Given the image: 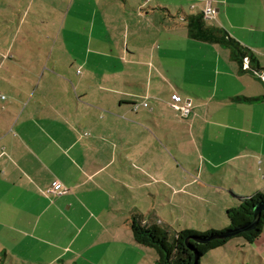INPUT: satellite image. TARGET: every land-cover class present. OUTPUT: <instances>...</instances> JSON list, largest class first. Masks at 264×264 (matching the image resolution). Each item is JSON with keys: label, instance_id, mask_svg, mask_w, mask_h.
<instances>
[{"label": "crops", "instance_id": "crops-1", "mask_svg": "<svg viewBox=\"0 0 264 264\" xmlns=\"http://www.w3.org/2000/svg\"><path fill=\"white\" fill-rule=\"evenodd\" d=\"M209 2L207 23L250 49L253 68L189 36L185 18ZM77 21L89 25L83 60ZM0 91V264H106L134 242L133 214L194 227L157 206H184L176 197L199 181L223 212L264 193V0H0ZM56 181L62 195L47 191ZM217 218L203 226H227ZM248 246L264 263V230Z\"/></svg>", "mask_w": 264, "mask_h": 264}, {"label": "trees", "instance_id": "trees-1", "mask_svg": "<svg viewBox=\"0 0 264 264\" xmlns=\"http://www.w3.org/2000/svg\"><path fill=\"white\" fill-rule=\"evenodd\" d=\"M185 21L191 38L226 47L230 50L231 58L239 64L240 68H243L246 59L249 60L250 67H254L256 59L251 50L233 38L223 27L208 25L204 12L188 15ZM260 203H264V193L262 192L243 197L239 203L232 205L227 211L231 225L222 230L209 228L202 232L190 228L172 230L157 223L151 225L143 224L142 216L133 214L131 219L133 237L138 244L151 247L156 251L155 264H195V257H197V263L201 264L202 258L210 250L224 246L236 236H242L248 243H253L262 235L264 230V210L259 223L249 231L233 237H214L206 242L197 240L198 238L223 233L228 229L251 221L255 207Z\"/></svg>", "mask_w": 264, "mask_h": 264}, {"label": "rangeland", "instance_id": "rangeland-1", "mask_svg": "<svg viewBox=\"0 0 264 264\" xmlns=\"http://www.w3.org/2000/svg\"><path fill=\"white\" fill-rule=\"evenodd\" d=\"M30 24L34 23V19L30 18L28 19ZM5 22V21H4ZM17 23V22H16ZM15 23V24H16ZM2 24V23H1ZM208 25L213 24V21L208 20ZM16 26V25H15ZM34 26V25H32ZM88 25V21H77L76 23V29L78 34L80 35H74L76 39L78 50L74 51L72 50L73 55L79 57L81 60H83V56L85 51L87 50V40L88 37L86 36V27ZM35 27L42 28V25L36 24ZM74 28L75 26L70 23V19H68L65 28ZM99 28L98 24H95V29ZM97 30V29H96ZM98 31V30H97ZM61 44L64 43L63 40L59 42ZM68 44H70L67 41ZM84 50V51H82ZM91 59H95L96 55L94 53L90 54ZM84 69V68H83ZM86 71V68L84 69V72ZM191 168H193L195 165L190 164ZM175 172V179H173V182L177 184L179 182V185H181L186 180H182L183 174L181 173V170L174 169ZM194 173V172H190ZM196 178H199L195 175ZM201 180V179H200ZM199 183L202 184V181H199ZM198 183V185H200ZM198 185H191L190 186V196L188 198H182L181 195L177 196L176 198L178 200H184L186 204L184 206L172 205V207L169 205V202H167L166 197L163 195L159 197L158 206L160 210V214L167 218V221L169 223L178 224L181 223L183 225L184 223H187L188 226H194V227H188L190 229H195L197 231H205L206 229H209V227H204L203 223H208L209 220L216 223L218 220L217 215L219 216V219L221 220V216H224L228 218L227 211L223 212L221 208H223L226 203L222 200L224 198H221L219 194L216 193H210V190H207L206 193H202L200 195L201 187L197 188ZM163 189L161 190L162 194L167 193L166 195L169 196V193L171 194L170 190L166 189L163 185ZM198 194V195H195ZM172 209V211H171ZM219 213V214H218ZM173 217V219H172ZM219 224V223H218ZM231 225V221L228 218L227 226ZM225 225H219L218 230H222L226 227ZM79 243V242H78ZM77 243V244H78ZM129 243H137L135 240L127 241L126 243L119 244L116 246L115 251L113 252L114 257H111L110 260H106V264H155L154 257L149 255L148 257L141 255V258L139 255L136 254V252L131 249L132 245ZM80 246V245H79ZM98 248H94L93 252H96ZM248 252V254H245L244 252ZM245 259H248V264H264L262 259L255 254L251 248H249L248 243L246 239L242 236H236L232 238L228 243H226L224 246L212 249L210 250L201 261V264H245L247 263ZM84 259L78 260L80 264H88L83 262ZM95 261H98L99 264L102 261L100 258L94 259ZM94 260H91L92 262H95ZM91 262V263H92ZM103 264V263H102Z\"/></svg>", "mask_w": 264, "mask_h": 264}, {"label": "water", "instance_id": "water-1", "mask_svg": "<svg viewBox=\"0 0 264 264\" xmlns=\"http://www.w3.org/2000/svg\"><path fill=\"white\" fill-rule=\"evenodd\" d=\"M263 210H264V203H260L255 207L254 216H253V219L251 221L244 223V224H241V225H238V226H235L234 228L228 229V230L224 231L223 233H220V234H217L214 236H210V237L198 238L197 240L199 242H206V241H208L214 237L215 238L233 237V236L239 235L242 232L249 231V230L253 229L259 223V220L261 218V214H262ZM190 247L194 251H196L192 246H190ZM195 259H196L195 264H198L197 263V257H195Z\"/></svg>", "mask_w": 264, "mask_h": 264}, {"label": "built area", "instance_id": "built-area-1", "mask_svg": "<svg viewBox=\"0 0 264 264\" xmlns=\"http://www.w3.org/2000/svg\"><path fill=\"white\" fill-rule=\"evenodd\" d=\"M210 3V2H209ZM214 8L211 6V3L207 6V8L205 9L204 13H205V18L206 19H209L211 18L213 15H214ZM249 62L248 59L245 60V63ZM244 63V64H245ZM245 66V65H244ZM247 67V66H246ZM0 97L2 99H5L6 98V95H4L3 93H1L0 91ZM175 100H179V96H176L175 97ZM145 106H148V103L145 102L144 103ZM173 106L175 108H178V109H181L182 110V113L183 115L187 116L189 115V113L191 112V105L190 104H187V105H184V106H180L178 105L177 103H173ZM67 190V188L65 187V185L60 182V181H56L54 182L51 187H49V189L47 190L48 193H52V194H55V195H62L63 193H65V191Z\"/></svg>", "mask_w": 264, "mask_h": 264}]
</instances>
